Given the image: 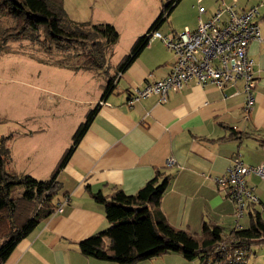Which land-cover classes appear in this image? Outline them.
<instances>
[{
  "label": "crops",
  "instance_id": "1",
  "mask_svg": "<svg viewBox=\"0 0 264 264\" xmlns=\"http://www.w3.org/2000/svg\"><path fill=\"white\" fill-rule=\"evenodd\" d=\"M182 1L174 11L182 7ZM196 2L205 11L199 14L197 7L196 12L185 14L182 9V29L195 28L199 17L207 19L223 4H232L237 10L258 5L262 40L248 45L256 78L253 108L243 112L245 94L241 82L221 90L212 85L201 87L193 80L182 90L169 92L164 101L151 95L129 107L125 103L127 92L166 76L174 60L164 44L156 49L159 42H149L129 67L116 76L111 93L103 100L88 99L87 104L99 102L98 111L56 175V198L60 200L66 194L68 204L61 213L42 219L0 264H117L85 256L78 249L81 240L109 225L93 194L100 191L109 195L113 187L133 194L153 178L156 170L170 176L158 208L174 228L199 235L203 224L211 223L228 236L236 222L240 229L251 225L252 210L264 219V184L256 183V176L249 175L246 180L260 202L250 205L237 221L234 202L214 182L215 177L226 172L234 157L245 165L264 164V0ZM98 92L100 95L95 90ZM62 155L63 152L53 161L56 163L52 169ZM168 160H172L171 165H167ZM257 204L261 206L256 210ZM263 243L253 245L256 248ZM251 250L253 255L244 264L253 256L256 258V251ZM162 255L151 259L160 264L186 263L178 256L163 258L170 253ZM138 263L141 261L134 264ZM190 264H198V260H191Z\"/></svg>",
  "mask_w": 264,
  "mask_h": 264
},
{
  "label": "trees",
  "instance_id": "2",
  "mask_svg": "<svg viewBox=\"0 0 264 264\" xmlns=\"http://www.w3.org/2000/svg\"><path fill=\"white\" fill-rule=\"evenodd\" d=\"M179 1L163 4L145 33L134 40L129 52L114 66V73L108 74L100 100L113 91L116 76L138 57L150 42L152 33L159 31ZM0 16L5 20L0 25V49L10 41L24 38L37 43L44 52L52 49L68 52L65 57L52 61L59 66L74 64L77 69L100 70L118 39L111 24L70 19L62 0H0ZM75 57H78L77 62L71 64ZM98 107L99 102L86 111L85 122L73 134V144L64 151L48 179L19 175L9 167L7 139L0 137V263L42 219L54 214L59 201L56 198L57 172L68 161ZM169 180V175L156 170L153 178L133 194L115 187L109 195L100 191L94 193V201L102 205L109 225L81 240L79 251L85 256L117 264H134L170 252L179 253L188 261L197 259L198 264H244L253 255L252 244L264 242V219L257 211L255 215L251 212L252 223L248 228H234L228 236L221 227L211 223H204L199 235L172 227L158 208Z\"/></svg>",
  "mask_w": 264,
  "mask_h": 264
},
{
  "label": "rangeland",
  "instance_id": "3",
  "mask_svg": "<svg viewBox=\"0 0 264 264\" xmlns=\"http://www.w3.org/2000/svg\"><path fill=\"white\" fill-rule=\"evenodd\" d=\"M168 1L62 0L70 19L111 24L117 31L118 39L105 56V66L100 70L77 69L73 63L78 57L70 61L72 67L56 65L52 61L65 57L68 52L58 49L44 52L37 43L24 38L10 41L0 49V137L7 139L9 167L19 175L48 179L53 172V163H56L53 161L73 144V134L85 122L86 111L94 105L87 104L88 99L100 97L108 74L114 73V66L129 52L134 40L145 33ZM197 7L196 0H183L182 7L173 10L160 26L161 33L168 35L171 31H182L180 25L185 16L182 12L180 17L181 10L187 14L196 12ZM3 22L5 20L0 16V25ZM151 41L152 45L159 42L156 49L163 46L158 38ZM95 90L100 91V95ZM256 183L264 184V181L258 178ZM260 206L257 204L255 209ZM255 246L252 249L256 251V258L253 256L248 264L264 262V256H261L264 255V243ZM170 254L163 258L178 256L185 264H190L179 253ZM155 260H143L138 264H160Z\"/></svg>",
  "mask_w": 264,
  "mask_h": 264
},
{
  "label": "built area",
  "instance_id": "4",
  "mask_svg": "<svg viewBox=\"0 0 264 264\" xmlns=\"http://www.w3.org/2000/svg\"><path fill=\"white\" fill-rule=\"evenodd\" d=\"M204 11L205 8L198 3L199 14ZM258 16V5L237 10L232 4H223L207 19L199 17L193 29L185 27L169 36L153 32L150 41L160 39L174 55L170 71L162 78L127 92L126 105L131 107L151 95L164 101L169 92L182 90L191 80L201 87L212 85L221 90L241 82L245 94L243 112H249L255 103L256 78L248 45L253 40H262ZM171 164L172 160H168L167 165ZM249 175L264 181V164L245 165L239 157H234L226 172L214 178L216 186L234 202L236 221L250 205L259 203L258 194L247 186L246 177ZM68 202V195H63L54 214L61 213ZM235 228L240 229L237 222Z\"/></svg>",
  "mask_w": 264,
  "mask_h": 264
},
{
  "label": "bare ground",
  "instance_id": "5",
  "mask_svg": "<svg viewBox=\"0 0 264 264\" xmlns=\"http://www.w3.org/2000/svg\"><path fill=\"white\" fill-rule=\"evenodd\" d=\"M54 169V168H53ZM64 194V193H63ZM28 235V234H27Z\"/></svg>",
  "mask_w": 264,
  "mask_h": 264
}]
</instances>
